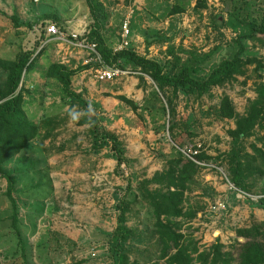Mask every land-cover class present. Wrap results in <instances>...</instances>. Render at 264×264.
Here are the masks:
<instances>
[{
    "label": "rangeland",
    "instance_id": "374dc122",
    "mask_svg": "<svg viewBox=\"0 0 264 264\" xmlns=\"http://www.w3.org/2000/svg\"><path fill=\"white\" fill-rule=\"evenodd\" d=\"M92 3L100 6L97 13L102 8L107 13L100 33L113 50L130 47L166 68L174 57L183 61L191 51L211 52L200 64V77L221 60L231 58L237 48L236 39L248 32L249 23L259 21L264 9V0H92ZM175 8L181 11L174 13ZM128 15L130 33L123 39L121 26ZM15 23L21 26L16 27ZM53 23L69 37L76 33L87 39L93 18L85 0H0V58L13 60L21 50L34 51L35 60L22 77V110L30 122L39 126V133L27 150L4 163V168L16 178L12 194L21 205L15 229L9 219L11 203L5 195L6 180L0 178V264H112L108 240L116 226L117 205L123 198L132 204L127 216L132 236L125 247L129 263L166 264L165 254L173 242L167 236L161 238L164 245L161 253L151 207L141 198V183L168 169L177 150L182 152L185 147L194 148L191 146L197 144L201 145L200 153L212 159L199 162L183 154L200 167L194 175L195 184L192 181L185 192L187 203L200 201L204 207L205 203H214V191L207 190L209 197L201 192L210 187L207 183L211 176L217 175L218 182L245 199L236 226L264 221L244 214L249 213V207L264 204V164L254 151V148L264 151L261 140L264 124L263 128L256 127L252 136L234 140L229 130L235 128L236 118L221 119L217 115L218 104L225 95L230 98L236 117L245 116L253 101L264 98L262 39L245 41L244 58L256 61L243 66L234 79L223 85L202 94L166 89V97L175 106L171 120L165 98L160 93L159 99L152 96L156 86L149 77L143 75L145 83H141L142 74L127 65L124 69L112 66L122 72L115 79L97 80L95 70L111 66L96 60L86 50L49 36L46 26ZM52 63L69 69L89 65L72 77L71 88L101 105L103 127L124 144L128 161L118 173L110 147L93 149L88 126L78 122L81 109L77 105L70 107L61 85L46 77ZM5 77L0 68V87ZM117 95L126 96L136 108L117 99ZM172 121L174 129L170 134ZM174 137L183 140L184 147H177ZM251 157L256 159L255 164ZM237 162L243 163L246 191L230 182L231 168ZM255 167L259 170L255 171ZM27 195L31 199L25 204ZM186 207L183 203L184 212L188 211ZM208 212L209 206L206 215ZM204 213L177 219L181 223L178 243L193 240L201 250L209 249L211 244L203 241L207 236L209 239V233L205 234L199 223ZM233 228L231 233L227 228L223 232V251L234 250ZM262 236L264 242V232ZM238 241L244 239L239 237Z\"/></svg>",
    "mask_w": 264,
    "mask_h": 264
},
{
    "label": "trees",
    "instance_id": "16d2710c",
    "mask_svg": "<svg viewBox=\"0 0 264 264\" xmlns=\"http://www.w3.org/2000/svg\"><path fill=\"white\" fill-rule=\"evenodd\" d=\"M85 1L93 18V23L86 36L90 42L97 44V51L103 63L120 69H124L129 65L131 69L142 74L139 76L141 83H145L143 75L149 77L156 86L152 90V96L159 99L160 93L165 98L169 115L172 117L171 120H174L175 106L166 97V89L174 91L181 89L185 93L195 91L202 94L215 86H221L234 79L236 72L240 71L243 66L256 61L254 58H244L245 41L260 38L264 43L263 9L259 21L249 23L248 32L236 39L237 48L231 58L221 60L204 77H200L198 75V72L201 71L200 64L210 57L211 52L203 54L191 51L188 53L187 59L183 61L181 58L174 57L173 61L170 62V66L166 68L154 59L137 54L130 47L115 51L106 44L100 33L105 24L104 20L107 18V13L103 11V8L101 13H97L96 11L100 9L99 4H93L92 0ZM180 11V9L175 8L173 12ZM15 24L16 27L21 26V24ZM173 52L174 50L171 48L169 53L172 54ZM33 54V50H21L13 60L0 58V68L6 73L4 85L0 87V178L6 180L5 195L11 203L9 219L15 229L20 220L18 201L12 194L16 178L14 179L12 174L4 168V163L18 154H23L39 133V126L30 122L22 110V77L35 60V58H32ZM87 68H89V65L69 69L64 65L52 63L47 68L46 77L55 79L61 85L70 107L77 105L81 109L82 115L78 122L88 126L86 130L93 149L100 150L104 147H110L112 158L116 161L115 170L118 173L121 165L126 164L128 161L125 156L126 148L124 144L117 135L103 127L101 116L103 109L101 105L90 102L81 93H77L71 88L72 77ZM164 68H166V71H164ZM261 96L264 95L261 94ZM116 98L130 103L134 109L136 108L135 103L126 96L117 95ZM162 110L166 109L162 106ZM217 115L221 119L236 118L235 128L229 130V134L234 140L250 137L255 133L256 127L263 128L264 98L260 97L253 101L249 112L245 116L236 117L232 102L225 95L220 99ZM173 129L174 121L168 128L170 134ZM174 138L177 147H184L185 142L183 140ZM261 140L264 147V137ZM191 147L195 148L196 145ZM254 151L264 164V151L259 148H254ZM199 153L194 156L199 162H209L212 159L204 152ZM250 159L252 164H255L256 159L253 157ZM169 163L170 167L168 169L155 173L151 179L142 181L140 188L141 198L152 210L153 227L156 234L160 236V239H158L161 253H163L164 247L161 238L167 236L173 242L171 250L168 249L170 251L167 250L165 254V257H167L165 258L166 264H196V261L198 264H264V242L261 239L263 238L264 221L235 228L236 240L234 250L231 252L223 251L224 245L219 240L213 242L209 249L204 248L202 250L197 241L190 240L185 244L178 243L181 223L177 219L183 216L197 217V213L204 207L200 201L187 203L189 200L185 196L186 190H189V184L192 183L194 175L197 174L200 167L185 157L179 150L176 151ZM231 169L233 177L230 182L238 189L246 191L248 187L244 180L246 173L243 170V163L237 162ZM254 170L258 171L259 169L255 167ZM193 183L195 184V181ZM149 185H155L156 187L154 189L146 188ZM207 190L213 191L209 186H206L201 193L209 197ZM29 199L31 197L27 195L23 203H29ZM183 203H186L187 212L183 210ZM131 205V202L126 198L121 199L117 205L116 226L108 240V250L111 253L112 264H130L125 247L132 236V229L127 225V216L131 210ZM257 206L264 210L263 203ZM17 234L20 235L18 231ZM239 237H242L244 241L239 242ZM19 244H21L20 236ZM22 251L25 252V248H22ZM193 254L196 257H193Z\"/></svg>",
    "mask_w": 264,
    "mask_h": 264
},
{
    "label": "crops",
    "instance_id": "0c3cea01",
    "mask_svg": "<svg viewBox=\"0 0 264 264\" xmlns=\"http://www.w3.org/2000/svg\"><path fill=\"white\" fill-rule=\"evenodd\" d=\"M212 180L208 181V185L210 184V188L215 192L216 197L214 198V202L216 201H223L226 205V210L225 211H217V212H208L209 215H206L208 206L211 204H206L205 207H203L199 213H197V217L200 216V213H204V218L202 220H199V223L202 225V230L204 233H209V239L207 235H204V242H207L212 244L216 240H219L222 242L223 240V232L227 228L230 231H232V227L237 228L235 221L236 218L239 217V211L242 209V205L245 204L244 200L245 199H240L238 194L235 193V191H230L225 184H221L218 182V177L217 175H212L211 176ZM231 189V188H230ZM16 198V197H15ZM17 200V199H16ZM208 200V199H206ZM213 202V201H212ZM210 203V202H209ZM21 205V204H20ZM19 205V207H20ZM249 213H246L245 211V217L249 218V215L252 216L253 220H263L264 219V210L260 207L255 205L254 207H249L248 208ZM20 216V213H19ZM244 216V215H243ZM244 219V218H243ZM251 223V222H250ZM229 227V229H228ZM233 228V229H234ZM218 232V234L215 235V232ZM236 237V235H235ZM233 237V238H235Z\"/></svg>",
    "mask_w": 264,
    "mask_h": 264
},
{
    "label": "built area",
    "instance_id": "2783aa9c",
    "mask_svg": "<svg viewBox=\"0 0 264 264\" xmlns=\"http://www.w3.org/2000/svg\"><path fill=\"white\" fill-rule=\"evenodd\" d=\"M122 37L123 39H126L130 33V15L126 16L122 23ZM46 32L49 36H51L54 39H57L63 44L72 45L74 47H77L79 49L86 50L88 53H92L94 55V58L98 61L101 60L100 55L97 51V44L94 42H90L85 38L78 37V34H71L66 35L63 31L59 30L58 27L55 24H50L46 27ZM126 44V42H125ZM100 69L95 70V78L99 81H111L118 77L122 72L114 67H99ZM201 145L197 144L195 148H189L185 147L182 149L183 154H185L190 159H194V156L197 155L200 152ZM201 165H204L203 163H198ZM206 166H208L206 164ZM231 188L236 189L231 185ZM226 205L223 201H216L213 204L209 206L210 212H217V211H225Z\"/></svg>",
    "mask_w": 264,
    "mask_h": 264
}]
</instances>
